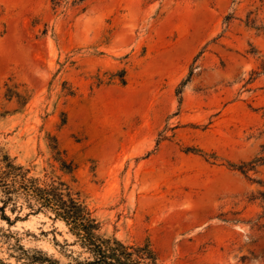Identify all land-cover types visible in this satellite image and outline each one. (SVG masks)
<instances>
[{
	"label": "rangeland",
	"instance_id": "1",
	"mask_svg": "<svg viewBox=\"0 0 264 264\" xmlns=\"http://www.w3.org/2000/svg\"><path fill=\"white\" fill-rule=\"evenodd\" d=\"M54 1L0 0V161L157 264H264V0ZM18 210L0 264L87 257Z\"/></svg>",
	"mask_w": 264,
	"mask_h": 264
},
{
	"label": "trees",
	"instance_id": "2",
	"mask_svg": "<svg viewBox=\"0 0 264 264\" xmlns=\"http://www.w3.org/2000/svg\"><path fill=\"white\" fill-rule=\"evenodd\" d=\"M54 2L58 5L62 0ZM59 161L63 168L71 170V165H66L61 159ZM258 162L264 165V157ZM0 203L2 213L10 206L12 212L26 207L30 214L50 213L54 219L64 222L80 243L82 253L87 255L83 259L79 256L68 264H157L156 255L147 246L131 247L116 239L103 238L92 212L63 181L52 179L50 183L42 184L8 156L0 161ZM3 218L10 222L9 217L4 215ZM38 260L41 264H61L49 258Z\"/></svg>",
	"mask_w": 264,
	"mask_h": 264
}]
</instances>
